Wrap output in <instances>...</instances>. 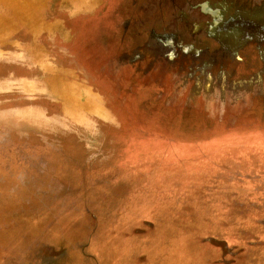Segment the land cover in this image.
Returning a JSON list of instances; mask_svg holds the SVG:
<instances>
[{"label": "rangeland", "instance_id": "rangeland-1", "mask_svg": "<svg viewBox=\"0 0 264 264\" xmlns=\"http://www.w3.org/2000/svg\"><path fill=\"white\" fill-rule=\"evenodd\" d=\"M178 27L176 17L167 37L134 27L124 64L136 63L138 76L169 75L163 43ZM197 116L171 132L133 112L135 130L114 134L117 153L102 145L93 157L83 145L61 155L43 147L55 121L1 114L0 264H264V127L221 139L212 120L200 133Z\"/></svg>", "mask_w": 264, "mask_h": 264}, {"label": "flooded vegetation", "instance_id": "flooded-vegetation-1", "mask_svg": "<svg viewBox=\"0 0 264 264\" xmlns=\"http://www.w3.org/2000/svg\"><path fill=\"white\" fill-rule=\"evenodd\" d=\"M62 3L0 0V115L34 113L55 121L41 135L43 147L61 155L83 145L95 157L103 145L105 156L116 154L122 145L114 134L135 130L133 112L151 115L153 124L171 132L197 113L200 133L208 130L207 120L214 121L212 137L263 133L264 0H103L88 9L93 13L80 15ZM169 17L182 28L163 48L190 72L124 75L116 59L127 36L145 25L150 36L157 29L171 36ZM90 46L102 53L96 57ZM246 103L251 108L243 112ZM230 111L233 123L223 116Z\"/></svg>", "mask_w": 264, "mask_h": 264}, {"label": "crops", "instance_id": "crops-1", "mask_svg": "<svg viewBox=\"0 0 264 264\" xmlns=\"http://www.w3.org/2000/svg\"><path fill=\"white\" fill-rule=\"evenodd\" d=\"M103 0H63V8H65V10L67 12H70V14H76V15H80V14H89V13H93L96 9H98L101 4H102ZM97 3V4H96ZM96 5V7L94 6ZM92 8H96L94 10H88V9H92ZM83 9V10H82ZM88 44L91 42V44L93 43V38L91 39L90 41V38L89 40L87 41ZM87 44V45H88ZM91 47V46H90ZM94 46L91 47L89 49L90 53H92L94 51ZM88 51V52H89ZM87 52V53H88ZM106 53V52H105ZM120 54V56L118 57V59H116V63H117V66H118V69H120V71H122V73H128V74H131L133 73L134 71L137 72L138 69L134 68L132 66V64H136V63H132V64H127L125 65V61L123 60V57H122V52H118ZM93 54V53H92ZM116 54V53H115ZM94 55V54H93ZM114 55V54H113ZM139 58V56H138ZM141 60L138 61L137 64H141L140 62ZM123 64V65H122ZM139 72V71H138ZM125 75V74H124Z\"/></svg>", "mask_w": 264, "mask_h": 264}, {"label": "water", "instance_id": "water-1", "mask_svg": "<svg viewBox=\"0 0 264 264\" xmlns=\"http://www.w3.org/2000/svg\"><path fill=\"white\" fill-rule=\"evenodd\" d=\"M31 1H34V0H31ZM174 55H166L164 54V58H165V61H163V64H165V62L169 59L172 61V63L169 62V66L171 67L170 70H172L173 72L175 70H180V68H184L185 66H182L181 64L178 63V60L176 59V57H173ZM165 66V65H164ZM249 103H246L245 107H241V110L243 112L247 111L250 109V105H248Z\"/></svg>", "mask_w": 264, "mask_h": 264}]
</instances>
